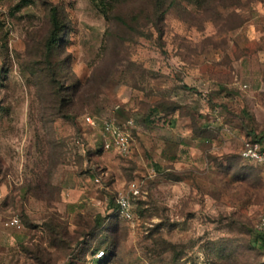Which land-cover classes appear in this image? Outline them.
<instances>
[{
  "label": "rangeland",
  "instance_id": "374dc122",
  "mask_svg": "<svg viewBox=\"0 0 264 264\" xmlns=\"http://www.w3.org/2000/svg\"><path fill=\"white\" fill-rule=\"evenodd\" d=\"M84 114L133 118L131 152ZM259 136L264 0H0V264H264Z\"/></svg>",
  "mask_w": 264,
  "mask_h": 264
},
{
  "label": "built area",
  "instance_id": "2783aa9c",
  "mask_svg": "<svg viewBox=\"0 0 264 264\" xmlns=\"http://www.w3.org/2000/svg\"><path fill=\"white\" fill-rule=\"evenodd\" d=\"M83 122L89 128L97 130L100 147L103 150L115 151L121 155H127L131 152V129L135 123L133 118L119 122L115 116H110L99 122L92 115L84 114ZM239 155L254 163L264 164V149L257 141L243 139ZM94 181L99 182V178L95 177ZM138 193L139 188L135 181L129 184L128 192L117 191L114 196V213L121 218L130 219L133 215L130 194L137 195ZM4 225L14 229L21 228V222L17 216L6 219ZM256 228L257 230H264V213L260 216Z\"/></svg>",
  "mask_w": 264,
  "mask_h": 264
},
{
  "label": "trees",
  "instance_id": "16d2710c",
  "mask_svg": "<svg viewBox=\"0 0 264 264\" xmlns=\"http://www.w3.org/2000/svg\"><path fill=\"white\" fill-rule=\"evenodd\" d=\"M103 11L105 12V9H103ZM48 12H49V17H50V24H51V28L49 31V35L46 39V47L48 48V50H52L53 48V44L56 43L58 36H59V32H60V20H59V10H58V6L57 5H53L50 4L49 8H48ZM59 86V85H57ZM54 92L56 93V95L59 98H62V104H64V95L66 94L64 91H62V89H60L59 87L54 89ZM71 97V96H70ZM70 97H67L66 99H69ZM61 104V105H62ZM62 108L61 113L62 116L64 117H68V113L67 111L64 109V107H59ZM66 111V112H65ZM248 140H254L257 141L261 148L264 149V138L259 136V137H255L254 139H250L248 138ZM242 158V157H241ZM244 159V158H242ZM247 160V159H244ZM249 161V160H247ZM10 228V227H9ZM14 229V228H12ZM18 230V229H15ZM250 242L251 244H255L258 247L264 248V230H257V229H250ZM100 255H102L104 252L102 250L99 251Z\"/></svg>",
  "mask_w": 264,
  "mask_h": 264
}]
</instances>
